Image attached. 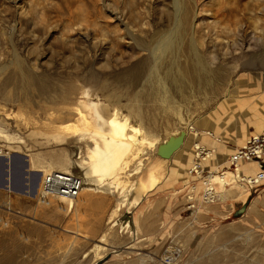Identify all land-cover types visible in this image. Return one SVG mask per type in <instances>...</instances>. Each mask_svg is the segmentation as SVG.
Returning <instances> with one entry per match:
<instances>
[{
  "label": "rangeland",
  "instance_id": "rangeland-1",
  "mask_svg": "<svg viewBox=\"0 0 264 264\" xmlns=\"http://www.w3.org/2000/svg\"><path fill=\"white\" fill-rule=\"evenodd\" d=\"M177 2L182 25L166 51L176 0H0V128L22 140L0 135V158L13 164L3 185L0 171V264H264V182L246 204L233 180L212 185V201L205 194L206 177L247 143L231 140V127L264 105V0ZM85 88L134 143L120 190L137 184L138 165L162 163L164 179L138 206L87 189L69 211L35 201L46 170L79 175L71 163L88 147L62 127L87 125L71 115ZM219 147L229 158L213 169ZM90 194L105 206L82 207Z\"/></svg>",
  "mask_w": 264,
  "mask_h": 264
},
{
  "label": "bare ground",
  "instance_id": "bare-ground-1",
  "mask_svg": "<svg viewBox=\"0 0 264 264\" xmlns=\"http://www.w3.org/2000/svg\"><path fill=\"white\" fill-rule=\"evenodd\" d=\"M181 10H182V6L178 5V2L176 0V11L178 18L177 20L179 21V24L177 26L178 28H175L176 30L172 35L173 36L172 40L166 42L165 45H163V50L172 51L173 49L174 38L176 37L177 34H179V29L181 28L182 25L180 22ZM199 60L201 61V59ZM92 91L93 90L90 88H85L83 91H81V94H84L86 98L81 102L82 106L80 105L79 109L77 110L75 109L76 111H71V115L79 116V120L86 122L87 125H85V127L83 128H79L78 126H75L73 124L62 127V129L65 131L64 133L65 137H68L69 133L76 134L78 140L82 143L84 142L88 147L85 157L81 156L82 158L76 161H72L71 163V164L75 163L77 167L80 169L78 176L80 177L82 182L81 191L84 189L97 190L112 195H118L117 207L125 206L127 208H131L132 206L133 207L138 206L140 203H142L144 198L147 197V195H149L152 191L156 189L161 179H164V173L162 172L163 171L162 163L156 161L152 164L150 168H147L146 170L145 169L142 170V166H141L142 164L138 165V167L135 170L139 171L141 169L140 170L141 174H139V176L137 177L138 178L137 184H135V186L133 185V187H131L130 189H128L127 186V188L120 190V188H122L121 176L123 177V174L131 175L129 174L130 172L128 173V167H129V160L131 153L134 150V143L131 141L129 137H124V136L121 137L116 133L115 128L110 123L111 120L109 116L102 113L99 101L91 97ZM85 111L86 113H84ZM88 117H90V119L94 118L96 124H92V122L88 119ZM0 135L11 142H16V141L22 142V140H18L19 138H16L13 134L4 131L2 128H0ZM183 136H185L184 132H183ZM182 138L184 139V137ZM153 139H150L147 143L150 144L153 143L155 141ZM180 141H182V139ZM180 141H173L175 146L172 147L171 152L172 151L175 152V150L180 148L181 146ZM141 142L142 143L146 142L144 137L141 138ZM167 143L162 144L160 147L163 146L162 148H164L171 145L170 142ZM1 152H3V149L0 151V153ZM146 152L147 151L142 150L143 154ZM161 155L162 153L160 154V156ZM250 161L251 160L249 161L246 160L248 164H246V162H243L245 166L243 168L242 167L239 168V174L236 173L234 174L232 171L229 170L230 168L228 166L226 169L219 171L220 175L215 174L216 170L212 172L210 171L211 173L208 175V177H206L207 182L205 183L206 191H207V193L205 194L207 196V201H212V199H210V197L213 196L212 185L216 183L230 184V180L231 182L233 180L237 182V184H235L237 185V187L242 188V185H245L244 186L245 191L243 192L245 193L247 192V193L242 195L243 204L250 202L251 197L249 198V196L251 195L250 193L252 192L251 190L257 186L256 184L258 182H264V178H260L259 173H257V167L258 169L260 168L261 171L260 164H258L257 162L251 163ZM55 169H59V168H55ZM247 169L253 170L254 173H252L253 175L249 174V176L243 177L242 172L246 173ZM49 170H46L45 173ZM65 171H67L68 173L72 172L68 170ZM253 178L255 179V181ZM50 197H51L50 206H53V204L55 205L58 202L60 205L59 207L61 209H65L66 211H69L71 210V208L74 207L73 204L76 203V200L78 198L76 197L75 199H66L60 196H50ZM65 201L67 202L66 204L67 207H65L64 204L61 203ZM36 203L37 205L40 206L43 205L41 203H38L37 201ZM43 206H47V205H43ZM117 214H118V209L115 208L113 216L116 217ZM106 238L107 237L104 234L101 240L104 241ZM102 248H103L102 245L96 244V247L94 248L95 251L94 256L96 258L101 256L100 251ZM178 251H179L178 249H174L173 251L170 252V254L165 258L168 260L167 263L172 262L174 256L180 253V251L179 252Z\"/></svg>",
  "mask_w": 264,
  "mask_h": 264
},
{
  "label": "built area",
  "instance_id": "built-area-1",
  "mask_svg": "<svg viewBox=\"0 0 264 264\" xmlns=\"http://www.w3.org/2000/svg\"><path fill=\"white\" fill-rule=\"evenodd\" d=\"M248 158H256L264 163V131L251 135L245 146L238 147L231 154L230 170L239 174L240 162ZM69 173L59 169L47 171L43 175L35 201L50 206V196H60L66 199L78 197L82 189L81 179L77 174ZM259 177L264 178V172L259 173Z\"/></svg>",
  "mask_w": 264,
  "mask_h": 264
},
{
  "label": "crops",
  "instance_id": "crops-1",
  "mask_svg": "<svg viewBox=\"0 0 264 264\" xmlns=\"http://www.w3.org/2000/svg\"><path fill=\"white\" fill-rule=\"evenodd\" d=\"M261 108H264V105L262 106V105H260V106H258L257 108H255L254 109V107H252V110L251 111H249V113L247 112V113H244L245 115H241V118H242V120L240 121V125L241 126H238V127H231L233 130L232 131H230L231 132V134H230V136H229V138L231 139V140H233V141H235V142H237L238 143V145H239V143H241V142H244V141H247L249 138H250V136L251 135H254V134H256V133H259L260 131H259V129L260 128H264V109H261ZM258 109H259V111H258ZM243 112H244V110H241V113L243 114ZM251 124H253V125H255L256 126V131L255 132H251V133H249L248 132V130H247V127L249 126V125H251ZM259 128V129H258ZM237 129H241L242 131H244V132H239ZM259 131V132H258ZM239 132V133H238ZM226 138V137H225ZM227 139V138H226ZM229 140V139H228ZM230 140V141H231ZM243 144V143H242ZM242 144H240L239 146H241ZM224 145V144H223ZM225 146H227V145H225ZM231 147V146H230ZM236 148H234V149H230V151L232 150V153H233V151L235 150ZM226 151H227V148L226 147H219V150H217V152L215 151V156L218 154L220 157H218L216 160L214 159L213 161H215V163L214 164H212V165H210L211 167H213V169H217V168H224L225 166H226V162H227V159L229 158L228 156H227V158H226ZM228 152V151H227ZM178 154H180L179 156H175V157H173L174 159V161L173 162H175V160L176 161H181L182 163L184 162V161H182V159H181V153H178ZM186 155V153H183V156H185ZM246 159H244V160H242L241 161V163L243 164V162L245 161ZM263 162V161H262ZM246 164H248V162H246ZM184 165H187V164H184ZM167 169V168H166ZM166 169H165V171H166ZM170 170V169H169ZM253 170H248L247 169V172L246 173H248V174H251V175H253L252 173H254V171L252 172ZM250 172V173H249ZM261 171H260V168L258 169V167H257V173H260ZM169 175H170V172L168 173ZM176 176H177V178H178V175L176 174ZM181 176V175H180ZM181 178H184L183 176H181ZM180 182H182V180L179 178V181L177 182L178 184L180 183ZM255 189V188H254ZM94 191H97V190H94ZM252 191V190H251ZM99 192H101V191H99ZM101 193H104V194H108V193H106V192H101ZM247 193V192H246ZM245 192H243L242 193V195H244V194H246ZM251 200L250 201H252V198H253V192L251 193ZM89 199H88V201H85L84 203H83V206L82 207H84V206H88L90 203L92 204V202L94 201V204H96L99 208H103L104 206H105V201H104V199H103V197L102 198H99V199H94V195L93 194H90L89 195V197H88ZM81 207V206H80ZM79 207V209H77V216H79L78 215V212H79V210L82 208H80ZM145 225V227H148L149 226V228H151V224L150 223H148V224H144ZM140 228V227H139ZM104 257V256H103Z\"/></svg>",
  "mask_w": 264,
  "mask_h": 264
},
{
  "label": "water",
  "instance_id": "water-1",
  "mask_svg": "<svg viewBox=\"0 0 264 264\" xmlns=\"http://www.w3.org/2000/svg\"><path fill=\"white\" fill-rule=\"evenodd\" d=\"M24 172H27L28 168V161L25 159L24 161ZM264 165V164H263ZM13 164H12V158H0V171L2 172V183L1 185H3V183L6 182L7 177L9 176L11 170H12ZM101 262H98L97 264H100Z\"/></svg>",
  "mask_w": 264,
  "mask_h": 264
}]
</instances>
